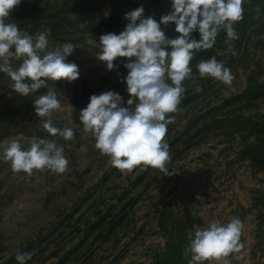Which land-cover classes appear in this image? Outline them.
<instances>
[{
  "label": "rangeland",
  "instance_id": "rangeland-1",
  "mask_svg": "<svg viewBox=\"0 0 264 264\" xmlns=\"http://www.w3.org/2000/svg\"><path fill=\"white\" fill-rule=\"evenodd\" d=\"M147 2L22 0L11 11L8 20L21 31L46 33L49 50L74 44L68 60L78 65L80 77L48 81L47 88L22 96L0 73V143L16 139L27 149L33 137L53 138L33 108L36 96L49 89L63 106L53 114V125L76 131L73 141L57 138L70 161L63 174H17L0 160V264L17 252L32 254L26 264H187L183 251L193 225L233 217L244 224L245 247L243 259L232 264H264V134L231 125L240 117L264 120V89L256 88L264 83V0H246L244 18L235 25L239 39L230 41L235 55L223 41L197 60L224 52L217 59L231 69V85L198 78L197 92L196 84L185 81L178 111L168 114L171 175L153 168L125 174L82 132L79 112L92 94L111 90L125 103L129 98L121 82L128 70L114 61L110 71L98 60L99 37L111 23L119 34L127 23L124 14L141 5L146 17L155 18ZM82 145L87 152L79 150Z\"/></svg>",
  "mask_w": 264,
  "mask_h": 264
},
{
  "label": "clouds",
  "instance_id": "clouds-1",
  "mask_svg": "<svg viewBox=\"0 0 264 264\" xmlns=\"http://www.w3.org/2000/svg\"><path fill=\"white\" fill-rule=\"evenodd\" d=\"M21 2L0 0V73L10 78L11 89L29 96L47 88L48 81L73 83L79 79L78 65L68 60L76 48L74 44L65 43L49 50L46 33L33 36L8 20ZM170 3V11L159 21L151 15L146 17L141 5L124 14L127 23L119 34L107 32L99 37L97 58L108 70L116 67L114 61L118 57L130 58L124 65L127 75L121 80L129 98L125 103L121 94L111 90L92 94L87 106L79 112L82 132L90 134L100 155L107 156L110 164L125 174L137 168L141 171L153 168L171 175L166 167L171 159L165 139L171 123L168 114L178 111L187 90L185 81L196 84L199 92L202 88L196 83L198 78L211 77L225 85L234 80L231 69L217 59L224 52L218 50L211 58L200 59L195 72L191 61L195 51L213 49L221 31L226 33L227 51L235 55L230 41L239 39L235 25L244 18L246 0H170ZM170 24L177 33L174 38L164 30ZM13 47L15 51H11ZM33 108L53 138L33 137L27 149L16 139H5L0 143V160L9 163L17 174L31 176L34 171L45 170L63 174L70 161L57 138L73 141L75 128L53 125V114L63 111V106L52 89L36 96ZM79 150L87 152L88 148L82 145ZM243 229L244 224L237 217L227 223L213 220L206 227L194 224L187 233L183 258L187 264H232L233 259L241 260L245 247L241 239ZM31 256L28 252H17L15 259L18 264H26Z\"/></svg>",
  "mask_w": 264,
  "mask_h": 264
},
{
  "label": "trees",
  "instance_id": "trees-1",
  "mask_svg": "<svg viewBox=\"0 0 264 264\" xmlns=\"http://www.w3.org/2000/svg\"><path fill=\"white\" fill-rule=\"evenodd\" d=\"M147 1H148L147 2L148 3V8L153 13V15L155 16V19L157 21L160 20L162 15L167 14V12L170 11L171 4H170V1H168V0H147ZM161 27L164 28L163 25H161ZM90 28H94V26L91 25ZM164 30L166 32V35H168L169 37L174 38L177 35V33L174 31V25L170 24ZM107 32L117 33V31L115 30L114 24L112 25V23H111L108 26V28L105 30V33H107ZM194 35H195V38L199 39L198 34H194ZM225 39H226V33L224 31H221L218 34L217 38H216V44L215 45L221 44L223 41H225ZM207 52H208V50L195 51L194 58L191 61V66L193 67V65L197 62V60L199 58H201ZM129 59L130 58L118 57L115 61L117 63H119L120 65H125L126 63L129 62ZM253 86L254 85H250L248 90L246 91V93L250 92L254 88ZM256 88L257 89H264V83L258 84L256 86ZM234 98L236 99V98H238V96H235ZM231 125L236 127L238 129L237 131L250 130L251 131V135H255L257 137H259L258 135H260V134L261 135L264 134V120L259 122V121H254L252 119H245V118L240 117V119L236 118V120L234 122H232ZM253 155H256V153L253 154ZM253 158H255V157H253ZM255 160L257 161V158H255ZM121 217H122V219H121L122 221L126 220L124 216H121ZM100 219L103 221L105 219V215L102 216ZM97 223L101 224V221L99 220ZM101 232H102V230H101ZM26 251H28V250H26ZM16 263H18V262L16 261L15 256H13V258L8 261V264H16Z\"/></svg>",
  "mask_w": 264,
  "mask_h": 264
}]
</instances>
